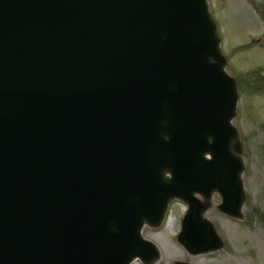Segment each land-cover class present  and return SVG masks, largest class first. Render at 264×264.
<instances>
[{
    "label": "water",
    "instance_id": "water-1",
    "mask_svg": "<svg viewBox=\"0 0 264 264\" xmlns=\"http://www.w3.org/2000/svg\"><path fill=\"white\" fill-rule=\"evenodd\" d=\"M234 103L204 0H0V264L148 260L175 196L216 246L191 193L236 211Z\"/></svg>",
    "mask_w": 264,
    "mask_h": 264
},
{
    "label": "rangeland",
    "instance_id": "rangeland-1",
    "mask_svg": "<svg viewBox=\"0 0 264 264\" xmlns=\"http://www.w3.org/2000/svg\"><path fill=\"white\" fill-rule=\"evenodd\" d=\"M204 1L222 70L235 91L229 125L235 132L230 150L239 162L236 211L220 209L215 188L191 193L217 243L191 252L177 240L187 201L169 198L160 220L139 229L143 239L155 244V256L132 264H264V0ZM251 16L257 31L251 28Z\"/></svg>",
    "mask_w": 264,
    "mask_h": 264
},
{
    "label": "bare ground",
    "instance_id": "bare-ground-1",
    "mask_svg": "<svg viewBox=\"0 0 264 264\" xmlns=\"http://www.w3.org/2000/svg\"><path fill=\"white\" fill-rule=\"evenodd\" d=\"M250 21H251L250 25H251L252 30L257 31L259 28L258 22L254 19L253 16H251ZM232 143H233V139L231 138L229 142V146H231Z\"/></svg>",
    "mask_w": 264,
    "mask_h": 264
}]
</instances>
